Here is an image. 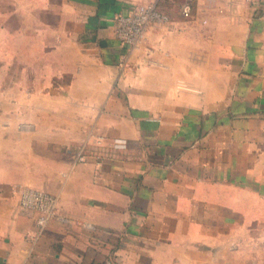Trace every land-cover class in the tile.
Instances as JSON below:
<instances>
[{"label": "crops", "instance_id": "crops-1", "mask_svg": "<svg viewBox=\"0 0 264 264\" xmlns=\"http://www.w3.org/2000/svg\"><path fill=\"white\" fill-rule=\"evenodd\" d=\"M154 1L170 21L122 44L116 17ZM24 187L58 198L34 240ZM0 264H264L255 6L0 0Z\"/></svg>", "mask_w": 264, "mask_h": 264}, {"label": "built area", "instance_id": "built-area-1", "mask_svg": "<svg viewBox=\"0 0 264 264\" xmlns=\"http://www.w3.org/2000/svg\"><path fill=\"white\" fill-rule=\"evenodd\" d=\"M257 9L259 16L264 18V0H246ZM185 16L191 13V6L186 4L183 8ZM170 21L168 14L164 13L157 1L137 4L127 14H120L115 19V33L117 39L129 48H135L143 42L147 31L153 25H163ZM127 62L124 60L122 66ZM87 160L85 146H82L74 155L76 163H82ZM20 207L29 212L35 213L36 223L35 231L30 235L34 240L44 234L52 220L58 216L59 206L56 195L36 189L33 187H24L20 191Z\"/></svg>", "mask_w": 264, "mask_h": 264}]
</instances>
